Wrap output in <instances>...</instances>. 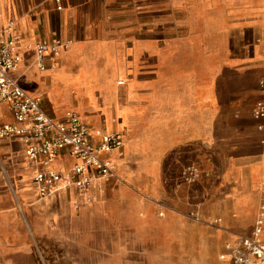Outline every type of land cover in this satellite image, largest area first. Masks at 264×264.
<instances>
[{
    "label": "crops",
    "instance_id": "1",
    "mask_svg": "<svg viewBox=\"0 0 264 264\" xmlns=\"http://www.w3.org/2000/svg\"><path fill=\"white\" fill-rule=\"evenodd\" d=\"M8 31L22 59L12 77L45 113L76 114L96 144L118 134L125 150L109 156L116 178L42 199L25 145L0 139V218L19 223L0 245L33 264H229L227 245L252 234L264 201V121L253 114L264 0H0ZM55 40L68 48L40 69L36 46ZM14 122L1 104L0 126ZM74 163L64 153L54 167ZM190 167L199 180L184 179ZM102 217L120 222L119 247H97L88 226Z\"/></svg>",
    "mask_w": 264,
    "mask_h": 264
},
{
    "label": "built area",
    "instance_id": "2",
    "mask_svg": "<svg viewBox=\"0 0 264 264\" xmlns=\"http://www.w3.org/2000/svg\"><path fill=\"white\" fill-rule=\"evenodd\" d=\"M67 48L61 40L39 43L36 46L39 68L44 69L48 55H58ZM21 61L18 40L10 31L0 35V105L8 107L15 121L0 126V139L20 140L25 145L28 163L35 170L33 185L40 198L47 199L61 190L87 195L98 181L116 178V168L109 156H124V138L118 134L100 135L96 144L90 128L78 115L70 114L64 122L50 118L43 110L42 98L28 95L12 77ZM260 88L264 93V79L260 81ZM253 114L264 121V100L256 102ZM260 130L264 133V125ZM64 153L75 163L59 172L54 166ZM200 177L201 172L194 167L184 172L187 182H195ZM220 223V220L211 222L212 225ZM263 235L264 201L252 234L237 236L235 243L227 245L222 259L229 264H264Z\"/></svg>",
    "mask_w": 264,
    "mask_h": 264
},
{
    "label": "rangeland",
    "instance_id": "3",
    "mask_svg": "<svg viewBox=\"0 0 264 264\" xmlns=\"http://www.w3.org/2000/svg\"><path fill=\"white\" fill-rule=\"evenodd\" d=\"M1 179L4 181L6 179H8L3 172H1L0 175ZM0 192L8 195L9 194V188H7L6 185H3L2 187H0ZM4 196V195H1ZM1 202V201H0ZM4 202H1L2 208H6L8 207V204H3ZM19 223L17 221H15L14 219H12V217H8L7 215L5 216H1L0 218V237H2V239L4 238V240L6 241V239H8L10 236H16L17 235V228ZM88 227H92L95 228L97 227V229L99 230V237L97 240V247L101 250H103L104 248H106V241L109 243L112 240H117L116 243V247L120 246V241L123 240V238H120V222H115L114 218H98L96 219L95 222H92L91 224H89ZM114 244V243H113ZM9 247V246H8ZM8 247L0 245V264H33L32 262H29L21 257H16L12 252L8 251ZM71 255H77L75 252L74 253H70ZM69 255V254H68ZM89 255H91L90 253H81V257L83 258H88ZM94 256H98V255H94ZM96 264H108L105 261L99 260L97 261Z\"/></svg>",
    "mask_w": 264,
    "mask_h": 264
}]
</instances>
